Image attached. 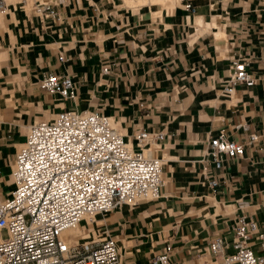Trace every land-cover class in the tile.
I'll return each mask as SVG.
<instances>
[{"label": "crops", "instance_id": "crops-1", "mask_svg": "<svg viewBox=\"0 0 264 264\" xmlns=\"http://www.w3.org/2000/svg\"><path fill=\"white\" fill-rule=\"evenodd\" d=\"M122 3L53 0L51 16L10 4L0 16V200L15 190L14 163L34 124L64 110L99 111L133 145L143 131L165 136L151 148L164 160L161 198L103 218L123 264L164 253L169 264H202L212 238L233 242L241 215L264 226V0ZM240 59L256 83L228 93ZM49 74L71 77L73 97L41 89ZM221 134L246 151L218 169L209 142Z\"/></svg>", "mask_w": 264, "mask_h": 264}, {"label": "built area", "instance_id": "built-area-1", "mask_svg": "<svg viewBox=\"0 0 264 264\" xmlns=\"http://www.w3.org/2000/svg\"><path fill=\"white\" fill-rule=\"evenodd\" d=\"M9 1L0 0L1 14ZM42 10L53 15L49 4ZM103 73L111 69L105 67ZM255 83L247 62L234 61L226 91ZM39 85L63 100L72 98L75 88L71 77L56 74L44 76ZM164 138L160 132L143 131L133 145L115 120L99 111L64 110L52 121L34 124L14 163L15 190L0 200V264H123L117 241L108 232H103L107 238L86 244H70L64 234L85 216L161 198L164 160L153 156L151 148ZM257 139L251 135L249 143ZM245 151V144L225 134L209 142L218 169L224 157L241 158ZM210 185L215 190L219 183L214 179ZM233 234V242L212 238L202 264H264V226L241 215ZM169 261L164 253L151 264Z\"/></svg>", "mask_w": 264, "mask_h": 264}, {"label": "rangeland", "instance_id": "rangeland-1", "mask_svg": "<svg viewBox=\"0 0 264 264\" xmlns=\"http://www.w3.org/2000/svg\"><path fill=\"white\" fill-rule=\"evenodd\" d=\"M53 0H27L26 3H28L27 5H25L23 3L22 0H10L9 1V4H16L18 5L19 7H21L22 9L26 10V11H31L32 9L36 8V7H39V8H44V6L46 4H48L49 2H51ZM122 2V0H121ZM123 4V3H122ZM125 6V5H124ZM127 7V5L125 6ZM129 9H134V10H138L140 8H135V7H127ZM146 9L148 8H153V9H156V8H160V6H146L145 7ZM0 16H2V14L0 13ZM107 215V214H106ZM106 215H94L93 217H95L97 219V221L95 223H93L92 225H89L87 229H85L82 234L80 233L77 237H80L82 236L83 237V234H92L89 238H88V242L89 241H92V240H100V239H104V238H107V236L105 234H103V229H101V226L102 224L104 223L103 221V218L106 216ZM100 220H102V223L100 222ZM83 224H81V227H82ZM94 234V236H93ZM3 237L4 238H7L8 237V234L7 232H3ZM76 240H81V239H77L75 237ZM84 239V238H83ZM87 242V243H88Z\"/></svg>", "mask_w": 264, "mask_h": 264}, {"label": "bare ground", "instance_id": "bare-ground-1", "mask_svg": "<svg viewBox=\"0 0 264 264\" xmlns=\"http://www.w3.org/2000/svg\"><path fill=\"white\" fill-rule=\"evenodd\" d=\"M22 1L23 3H26L27 0H22ZM122 1L128 7H140V6H149V5L150 6H156V5L164 6L167 1H172V0H122ZM93 216H85L78 226L71 228L65 232L64 235L66 236L70 244H86L88 242V238L92 234H88V233L83 234L84 239L82 240H76L75 237H77L80 233L82 234V232L85 229H87L89 225H92L93 223L97 221V219ZM81 224H83L82 227H81Z\"/></svg>", "mask_w": 264, "mask_h": 264}]
</instances>
